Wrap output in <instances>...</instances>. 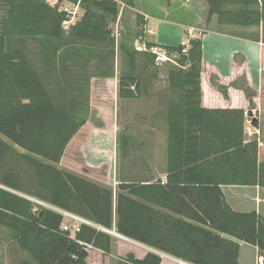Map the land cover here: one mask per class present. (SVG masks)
<instances>
[{"label": "trees", "instance_id": "trees-1", "mask_svg": "<svg viewBox=\"0 0 264 264\" xmlns=\"http://www.w3.org/2000/svg\"><path fill=\"white\" fill-rule=\"evenodd\" d=\"M121 1L137 6V0ZM198 1L206 6L207 22L215 20L218 27H264V0ZM62 2L83 11L68 30ZM135 18V29L126 28L117 43L111 26L125 21L115 0H58L55 6L48 0H0V228L33 264H86L81 244L103 255L112 245L109 234L84 224L71 239L60 229L62 216L33 201L114 229L184 264H241L239 242L264 256V217L235 212L220 188L264 189V47L259 137L245 142L243 110L201 105V38H189L186 52L181 45L161 47L175 55L176 64H158L150 51L157 45L145 42L144 50H136L146 22L143 14ZM249 39L259 42L260 34ZM29 42L39 46V66L28 53ZM116 54L121 100L151 97L149 87L166 68L158 100L165 107L167 176L162 183L129 175L119 179L114 194L58 165L91 119V80L114 77ZM117 145L122 160L134 158L130 136L120 134ZM119 264H161V258L129 253Z\"/></svg>", "mask_w": 264, "mask_h": 264}, {"label": "crops", "instance_id": "crops-1", "mask_svg": "<svg viewBox=\"0 0 264 264\" xmlns=\"http://www.w3.org/2000/svg\"><path fill=\"white\" fill-rule=\"evenodd\" d=\"M198 0H188V9L191 10L196 16L193 18L196 27H189L191 35L189 38H201L202 41V73H201V105L208 110H243L245 114H251L258 119L261 109V90H262V48L264 47L263 30L260 34V41L255 42L249 39V36L227 32L225 29H214L211 27L202 26V19L198 15L197 10L193 7V2ZM200 2V1H199ZM196 10V11H195ZM205 11L207 12L206 8ZM205 12V13H206ZM143 14V13H142ZM145 18V41L153 43L160 47H176L181 45L184 41L183 34L186 31L175 29L174 27L168 29L167 35L155 33V39H151L149 34L153 33L151 28H148V20L150 16L143 14ZM154 18V17H151ZM157 21H161L159 17L154 18ZM263 28V27H262ZM186 30V28H184ZM186 38V37H185ZM28 47V46H27ZM28 50V49H27ZM39 46L37 45L36 51L38 52ZM217 86H223L226 88V92L221 93L218 91ZM249 90V93L245 89ZM118 97V96H117ZM125 101V100H123ZM139 102V99L126 100ZM116 104L112 103V106ZM128 106V105H127ZM124 106L129 109V107ZM92 111V105L90 103ZM164 109L165 107L161 103V107L150 118L143 119L138 115L137 117L142 120L141 133L139 143H137L136 159L137 167H132L133 161L128 162L122 170V175L116 178L115 174L107 173L106 186L113 189L117 188L119 179L127 180L129 175L143 179L145 181H161L165 182L167 176V162H166V143H165V123H164ZM160 115V117H159ZM159 118V119H158ZM88 121L86 125L78 132V134L68 144L67 149L71 144L75 143L79 152L82 153V159L87 167V171L95 170L98 166L108 165L106 158L112 152L111 142L113 140V134L106 133L108 130L103 127H88ZM247 120L244 124V140L245 142L251 139H257L259 137V130L253 128L248 133L245 128L247 126ZM111 127V126H110ZM88 129V138H86L84 130ZM234 130V128H233ZM238 130L236 131V138H238ZM112 131V129H111ZM160 132L163 134L162 140L158 142L155 140V133ZM84 133L85 136H82ZM140 133V132H139ZM117 144V143H116ZM118 145H116L117 148ZM65 151V152H66ZM65 156V153H64ZM64 156L58 165L64 159ZM133 158V159H134ZM132 159V158H131ZM84 178V177H83ZM221 191L226 199L228 205L235 212L249 213L256 212L264 217V189L258 187H238V186H221ZM116 194V193H115ZM191 222V221H188ZM192 223V222H191ZM112 231L115 232L113 229ZM110 254L103 255L99 250H93L88 252L86 264H90V260L102 259V255L110 257L114 251L125 253L126 255L134 252L126 246L123 247L118 241L132 243L133 245L141 248L139 255L135 256L138 259L145 257L147 253H154L161 258L167 257L172 261L179 264L183 263L165 253L131 241L129 239H117L113 238ZM94 257V258H93ZM239 260V259H238Z\"/></svg>", "mask_w": 264, "mask_h": 264}, {"label": "rangeland", "instance_id": "rangeland-1", "mask_svg": "<svg viewBox=\"0 0 264 264\" xmlns=\"http://www.w3.org/2000/svg\"><path fill=\"white\" fill-rule=\"evenodd\" d=\"M57 0H48L49 4H56ZM119 5L120 15L122 14L124 17L125 24L121 25L118 21L111 28L114 32V37L116 42H119L120 35L126 32V28L135 29L136 27V18L137 14H148L150 16L148 20V28H151L153 33H150L149 36L151 39H155L158 33L162 35H167L168 29L174 27L178 30H184L183 37H187L191 35L188 30L189 27H196L193 18L196 16L194 13L192 15V11L188 9V0H137V6L134 9L127 8L121 0H117ZM193 7L196 8L198 15H200L202 19V26L216 28L218 30L225 29L227 32H234L238 34L246 35H259L263 30V40H264V27H254V28H237V27H218L216 21L213 20L210 23L207 22V14L205 13V4L199 1H195L192 4ZM60 10H67L70 14V24H74L77 22L81 16L83 15V11L76 5H72L66 2L59 3ZM195 10V11H196ZM207 10V9H206ZM191 12V13H190ZM190 14V16H189ZM159 17L161 21H157L154 18ZM186 28V30L184 29ZM146 37V36H145ZM145 38L140 41H135V48L137 51L144 50ZM153 48L162 49L160 46H156ZM28 53L33 60V62L38 65L37 61V45L33 42L28 43ZM164 50V49H162ZM164 52L169 56L174 63L176 62L175 55L170 56L166 50ZM171 66H175V64L166 62ZM39 66V65H38ZM108 68V66H104ZM103 67V68H104ZM120 68V58L119 55L116 54L114 60V77L110 79H101V78H93L90 84V103L92 105L91 111V119L88 123V127H103L108 130L106 133L113 134V140L111 142L112 152L107 156L106 161L108 162L106 166H98L95 170L87 171V167L85 166L82 153L79 152L75 143L71 144L70 147L65 152L64 159L61 163V166L58 167L64 171L69 173L78 175L80 177H84L88 180H91L97 184L106 186L107 173H111L112 176L115 174L116 178L122 175L123 168L130 164L128 162L133 161L132 167H137V164L134 163L136 160H122V158L118 154V148H116V143L118 140V136L120 134H127L133 139V145L136 154L137 143H139L140 134L145 135V133H141V122L140 119H148L155 112L159 110L161 107V102L158 100L159 95H161L166 87V68H161L158 79L153 81L152 85L149 87V92L151 93V97H141L139 102L134 101H123L119 99L118 94V75ZM116 104V106H112ZM128 105V106H127ZM124 106L129 107L126 108ZM138 115H141L139 118ZM160 117V115H159ZM257 118V117H255ZM159 119V118H158ZM111 126V127H110ZM112 129V131H111ZM86 138H88L87 132L88 129L84 130ZM140 132V133H139ZM84 133L82 136H85ZM155 140L160 142L162 140L163 134L159 131L155 134ZM114 194L117 193V188L114 189ZM68 224H73V222H69ZM113 238H117L112 235ZM120 239V238H119ZM125 248L128 246L130 250L134 252V256L139 255V248L132 243L118 241ZM240 244V254H239V262L241 264H260V259L262 255L258 253L253 247L245 245L241 242ZM126 254L121 252L114 251L110 257H106L102 255V259L90 260V264H119L120 260L125 259ZM94 258V257H93ZM164 264H179L175 261L167 257L162 258ZM33 264L28 256L18 250V248L11 242L9 235L5 229L0 228V264ZM182 264V263H181ZM184 264V263H183Z\"/></svg>", "mask_w": 264, "mask_h": 264}, {"label": "built area", "instance_id": "built-area-1", "mask_svg": "<svg viewBox=\"0 0 264 264\" xmlns=\"http://www.w3.org/2000/svg\"><path fill=\"white\" fill-rule=\"evenodd\" d=\"M116 2H117V0H115ZM58 4V0L56 1V4H54V5H52V6H55V5H57ZM77 6V5H76ZM60 9V8H59ZM61 11H64V12H66L67 14H68V19H67V21L66 22H64L63 23V29L64 30H68L69 29V27L70 26H72L73 24H70V14H69V12L67 11V10H61ZM190 36V35H189ZM188 40H189V37H186L185 39H184V41H182V43H181V46L183 47V52H186V50L188 49V45H189V43H188ZM151 53L152 54H154L155 55V57H156V62L158 63V62H160V61H163V63L164 62H169V63H172V64H175L174 63V61L169 57V56H167V54L164 52V50H162V49H157V48H151ZM246 116H247V126H246V128H245V130L248 132V133H250L251 132V130L254 128L253 126H252V122H253V120L255 119L256 120V118H255V116H248V114H245ZM0 188H1V186H0ZM33 201V200H32ZM33 202H35V203H37V201H33ZM40 203V202H39ZM39 203H37V204H39ZM41 206H43V207H45V208H47V209H50V210H52V211H54V212H56V213H58L59 215H61L62 216V218H63V223L61 224V227H60V229L63 231V232H67V233H69V237L71 238V239H74L75 238V235L79 232V226L81 225V224H84V225H87V226H91V227H93V228H95V229H97V230H99V231H101V232H104V233H106V234H109V235H114V236H116V237H118V238H121V239H124V237H122V236H120V235H118L116 232H114V231H109V230H106V229H104V228H101V227H99V226H96V225H94V224H92V223H90V222H88V221H86V220H84V219H82V218H79V217H77V216H74V215H72V214H70V213H68V212H65V211H62V210H59V209H56V208H53V207H51V206H48V205H45V204H40ZM69 222H73V224H68ZM114 233H116V234H114ZM81 244V243H80ZM81 245H83L84 246V248H85V250L87 251V252H90V251H93V250H95L91 245H87V244H81Z\"/></svg>", "mask_w": 264, "mask_h": 264}, {"label": "water", "instance_id": "water-1", "mask_svg": "<svg viewBox=\"0 0 264 264\" xmlns=\"http://www.w3.org/2000/svg\"><path fill=\"white\" fill-rule=\"evenodd\" d=\"M162 63H163V61L158 62V64H162ZM248 116L251 117V114H248ZM252 126H253L254 128H256V120H255V119H254L253 122H252ZM37 203H39V202H37ZM39 204H41V203H39ZM114 234H116V233H114ZM185 264H186V263H185ZM260 264H264V256L261 257V259H260Z\"/></svg>", "mask_w": 264, "mask_h": 264}, {"label": "bare ground", "instance_id": "bare-ground-1", "mask_svg": "<svg viewBox=\"0 0 264 264\" xmlns=\"http://www.w3.org/2000/svg\"><path fill=\"white\" fill-rule=\"evenodd\" d=\"M183 264V263H182Z\"/></svg>", "mask_w": 264, "mask_h": 264}]
</instances>
